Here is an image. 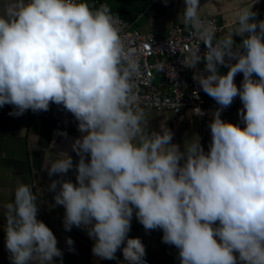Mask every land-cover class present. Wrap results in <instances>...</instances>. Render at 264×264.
Instances as JSON below:
<instances>
[{
	"label": "clouds",
	"instance_id": "obj_1",
	"mask_svg": "<svg viewBox=\"0 0 264 264\" xmlns=\"http://www.w3.org/2000/svg\"><path fill=\"white\" fill-rule=\"evenodd\" d=\"M183 4V23L206 51L193 45L181 63L218 105L208 151L200 138L183 148L173 143L166 120L145 131L139 57L107 4L94 10L81 0H0V108L11 105L9 115L19 117L56 104L78 122V162L59 152L43 169L59 176L48 190L65 209L64 229L85 230L93 255L114 260L122 248L128 264H146L142 239L129 237L135 216L146 233L162 230L180 264H264V19L255 4L242 6L232 14L233 30L217 38L201 0ZM237 97L243 127L222 119ZM70 171L75 182L65 179ZM0 207L10 264H63L28 184L18 182L13 200ZM66 243L74 252V240Z\"/></svg>",
	"mask_w": 264,
	"mask_h": 264
},
{
	"label": "crops",
	"instance_id": "obj_2",
	"mask_svg": "<svg viewBox=\"0 0 264 264\" xmlns=\"http://www.w3.org/2000/svg\"><path fill=\"white\" fill-rule=\"evenodd\" d=\"M256 0H201V15L204 17H217L224 25L219 37L231 32L233 26L232 14L240 7L255 4ZM113 15L129 22L133 28H137L150 37H166L171 27L185 26L182 10L183 0H170L165 6L162 0H121L107 3ZM254 11L259 12V19H264V0H258L254 5ZM239 42L240 37H235ZM227 68L222 69L226 73ZM232 106L228 122L240 123L238 115L242 103L237 97ZM12 106L5 105L0 108V206L6 205L14 198V188L18 182L28 184L37 196L39 204L38 219L44 221L54 232L58 240V247L63 251V264H128L123 259L122 248L117 251V259L102 260L93 255V240L85 230L73 227L66 231L63 226L65 209L55 206L53 199L55 193L49 192L48 185L52 179L43 169L46 159L59 158V152L69 153L74 163L79 157L72 151V143L75 138L81 136L78 131L74 116L61 106L52 104L47 112L34 113L31 110L22 116H10ZM208 109L210 119L211 112ZM145 131L159 130V125L167 121L168 127L174 132L173 143L183 148L192 139L200 138L205 151H208L211 141V132L208 127L201 126L196 118H189L185 114L173 112L154 113L147 112ZM61 122V127L57 124ZM65 179L75 182V174L70 171ZM5 211L0 207V264H10L9 253L5 247L4 226L7 221L2 214ZM162 230H154L146 233L143 226L136 220H132L129 237H139L146 246V259L152 264H180L177 259L178 250L174 246L162 242ZM74 240L75 251H69L66 238ZM123 247V246H122ZM59 264L60 258H55Z\"/></svg>",
	"mask_w": 264,
	"mask_h": 264
},
{
	"label": "built area",
	"instance_id": "obj_3",
	"mask_svg": "<svg viewBox=\"0 0 264 264\" xmlns=\"http://www.w3.org/2000/svg\"><path fill=\"white\" fill-rule=\"evenodd\" d=\"M121 0H81L90 8L98 9L102 4L118 2ZM215 21L216 37L222 32L224 25L217 17H207ZM120 35L127 47L134 49L139 57L141 78L137 82L140 107L147 112L163 113L173 112L185 114L189 118H196L201 126L209 125L211 119L208 109H216V102L205 94L196 81L193 80L194 70L185 68L181 61L191 50L193 45L200 46V51H206L203 43L193 38L187 26L176 25L169 29L166 37L156 38L144 34L133 28L129 22L119 18ZM237 41V40H236ZM238 42V41H237ZM203 69V64L198 66ZM223 68L220 69L222 71ZM243 74H237L235 81L239 86ZM199 92V98L195 92ZM195 108H200L205 114L198 115ZM232 106L222 112V119L228 121ZM61 127V122L57 124ZM146 264L152 262L146 259Z\"/></svg>",
	"mask_w": 264,
	"mask_h": 264
}]
</instances>
